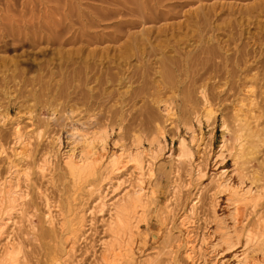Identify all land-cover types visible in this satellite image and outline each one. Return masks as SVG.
I'll return each instance as SVG.
<instances>
[{"label":"rangeland","instance_id":"rangeland-1","mask_svg":"<svg viewBox=\"0 0 264 264\" xmlns=\"http://www.w3.org/2000/svg\"><path fill=\"white\" fill-rule=\"evenodd\" d=\"M3 1L0 0V6ZM211 1L207 3L225 7L235 3V0ZM254 1L237 3L247 5ZM54 3L64 4L52 0L48 7H54ZM108 5L101 0L82 1L83 10L88 7L86 12L93 11L91 6L111 8ZM34 9L36 19L39 15L40 20L49 8L36 5ZM253 28L251 32H255ZM221 35V39H227ZM10 40L12 43L14 39ZM12 44L3 48L0 43V59H12L24 52L33 56L47 48L50 52H46L41 62L46 58H53L54 62L31 69H20L10 61L5 67L0 66V189L11 179L6 189L10 187L13 195L18 192L14 195L13 212L0 206V264H9L12 256L18 258L15 264H54L55 259L61 260L60 264H110L111 258L119 257L116 254L124 255L120 253L122 248H118L123 243L132 244L135 261L120 258L121 264H264L263 82V87L253 86L258 103L251 106L249 82L237 78L234 83L226 71L217 73L212 66L203 68L194 60L188 69L174 73L172 80L164 76L157 64L159 54L149 58L150 62L145 55L114 59L117 56L114 51L109 58L97 55L94 60L85 52L79 60L73 59L78 63L58 64L55 62L63 60L52 56L56 46L39 45L28 52ZM194 47L189 45L186 50L193 51ZM167 111L172 114L167 115ZM209 114L215 117L210 122ZM242 119L249 121L251 130L242 129ZM17 130L22 135V144H18ZM248 130L255 133L260 130L258 136L262 135L259 140L263 142L258 143L259 137L252 138ZM83 136L97 142L98 153L102 149L99 140H105V150L99 154L108 155L99 166L100 173L78 190L64 164L69 149L80 143ZM183 141L190 158L187 154L177 158ZM222 147L223 159H217ZM122 149L124 154L141 155L144 174L136 170L134 163L119 174L106 172L109 171L106 160L119 155ZM80 150H76L77 157L83 156ZM18 152H22L21 156H17ZM148 153L154 155L147 161L151 170L145 165L147 159L142 157ZM13 165L21 169L22 176L14 172L17 168ZM39 166H44L46 173ZM222 171L226 173V188L217 191L216 174ZM16 182L18 186L14 185ZM139 182L145 195L133 219V231L120 230L115 210L119 212L118 208L133 200L132 193L139 189ZM232 187L240 194L233 195L235 190L230 194L228 188ZM246 193L249 198L257 197L247 200ZM184 216L189 218L187 230L180 229L179 221ZM76 217L82 220L79 222L82 230L67 250L65 241L70 234L66 220L70 222Z\"/></svg>","mask_w":264,"mask_h":264},{"label":"bare ground","instance_id":"bare-ground-1","mask_svg":"<svg viewBox=\"0 0 264 264\" xmlns=\"http://www.w3.org/2000/svg\"><path fill=\"white\" fill-rule=\"evenodd\" d=\"M58 1H61V2L63 1L64 4H61L62 5L61 6L58 3H54V5L56 4L57 6L55 5L54 7L51 8V7H48V3L50 4L52 0H47V1L45 0H4L3 1L4 4L1 3L2 5L0 6V43H3V48L4 47L7 48L10 44L15 43L16 41L17 43L12 44V45L14 47H21L23 48V50L24 48L26 50L31 49L33 47L35 48V47H38L39 45H46L47 47L56 46L57 49L53 50L52 56L56 57L57 55V57L59 56L58 57L59 59L63 60V61L59 60L55 62L58 64H64L68 62H73V64L78 63L77 61H73V59L76 58L77 60H79L80 56H82V54L85 52H88L87 54L89 58L91 57L94 60L97 55H101L104 58L105 56L108 57L109 53L112 51H114V53H116L117 55L116 57H114V59H118V60L127 59L131 56L132 57L136 56L138 58H141L143 55H145V57H148L147 59L150 61L149 58H152V57L156 58V56L159 54L161 58L156 62L163 69L164 74H165L163 75L166 76V78L172 79V80H173L174 73L180 71L181 68L188 69L190 65H193L192 62L194 60L195 62H198L201 66H203V68L207 66H212L213 68H215L214 71L217 73H219L222 70L223 72L226 71V75H228V78L232 80V82L234 83L238 82V80L249 82L251 85H249L250 90L247 91V93H250V95H248L250 102L248 103H250L251 106L252 105L254 106L258 103L257 99L255 98L256 96H255L254 88L262 84V82L264 84V20L263 21L258 20L261 17L264 18V0H255L251 4H247V5H242L237 2H241V1L246 2V1H252V0H235V3L228 4L226 7L220 6L218 3L208 4L211 0H101V3L104 2L105 4L106 2L107 5L109 3L111 8H105L101 6L100 7L91 6L93 7L92 9L93 11L89 10V12H86V9L88 7L84 8L83 10L82 1L84 0H58ZM36 5L43 6L45 9L51 8L50 10L49 9L45 10V16L44 17L42 16L43 17L42 19L39 20V18L41 17H39L38 15V18H37L38 21L36 19L37 16H35L36 10L34 9ZM186 7H189L188 8L189 10L185 9L184 11V8ZM112 18L113 20L114 18H117V19H115L116 21H112V22L110 21L107 23V20L109 19L111 20ZM177 18H182L183 20L177 21L178 20ZM217 22H221V24L217 25L216 24ZM252 25L254 26V28ZM110 27H112V29L108 31ZM251 28L256 29L255 32H251L252 30ZM221 34H224L225 36L224 35L223 36L227 37V39L226 38H225L226 40L221 39L220 37L222 36ZM11 38H13L14 39L13 41L15 42L12 41V43H10ZM189 45L190 46L195 45V47L193 48V51L186 50L187 46ZM99 46L100 47L105 46V47H102L101 49H97L96 47L99 48ZM92 47L93 49H90ZM11 50H13V48H11ZM29 51L30 50H28V52ZM48 51L50 52V50H48L47 48L46 49L42 48L41 50H39V52L35 53L36 55L33 54V56L30 55L31 52L30 54H28L27 52H24L23 54L19 56L13 57L12 59H8V60L0 59V66L5 67L4 65H7V61H10V63H13V64L15 63L17 67H20V69H23V68L31 69V68L40 67V66L46 67L54 62V60L52 61L53 58L51 60L46 58L44 62H41V60H43L44 58V55H46V52ZM110 61L112 62V59ZM79 63H82V61L80 60ZM89 63L90 62H87V64ZM10 67H12V65ZM87 70L88 69H86V72ZM79 74L84 75L85 73L79 72ZM145 76L147 79L148 75H145ZM242 83H245V82H242ZM263 84H262V87H263ZM203 95H204L203 96L204 98L207 97V96L205 97L206 94H203ZM205 101L207 102V99H205ZM209 112L207 111V113ZM171 114L169 113L167 115H171ZM199 118L197 117L198 122H199ZM214 118L212 114H209V116L207 117V120L208 122H210V120ZM248 122L249 121H246L243 119L241 120V123H243L242 129L251 128L250 126L251 124ZM253 131L250 132L248 130V132L253 134L252 138L253 137L258 138L259 132L261 131L264 132V129H262L261 131L258 130L259 132H256V133ZM251 135L250 136L248 135L249 138L251 137ZM261 137L262 135H260V137L258 138V143L262 141V140H259L261 139ZM16 138L18 140V144L19 142H21V144L22 142H24L22 141L23 139L22 135L18 130L16 133ZM100 138L102 137L100 136ZM78 142L80 143L73 145V147L69 149V152L66 155V160L64 164L67 168L66 170L68 172V175L71 177L72 183L77 189L81 187L85 182H88L90 179L94 178L98 174L100 164H103L102 161L104 162V159L108 155V154L106 155V153L99 154L100 152H103L105 150L103 148L106 145L105 140L104 141L102 139L101 141L99 140V146L100 144L102 145L101 147L102 149L100 148L101 151L99 153L96 150V147L98 148V146H95L97 142H93V141L91 142L89 140V137L83 136V138H81V141H78ZM79 148L81 149L80 152L83 154V156L81 157H77L76 155V150H78ZM221 149H223V147ZM178 150L180 154L177 156V158H184L187 154V151L189 152L188 148L186 147V143L184 141L181 143L180 148ZM252 150L253 151L249 150L251 154H253L252 152H254L255 149H252ZM121 151L123 152L124 149H122ZM122 152H120L121 154L119 153V155L117 154V155L110 156L109 161L106 160L107 162L106 167L109 171H106V170L105 171L110 172L109 175L119 174L122 170L126 169V166H128L131 163H134L135 166H137L135 168L136 170L138 169V171H140L141 174L145 171L144 165L141 160V155H139V153L137 155L134 154L133 156V154L131 155V154H128L127 152H126L127 154L126 153L124 154V152L122 154ZM21 153L18 152L17 156L18 155L21 156L20 155ZM150 153L152 154V152ZM223 153H224V149L220 155H216L217 159L219 158L221 159L223 156ZM151 154L149 155L148 153L146 155H142L143 160L147 159L145 160L146 166H148L147 164L149 163L148 159L154 158V155H151ZM188 154L186 157H189V158L192 157L190 156V154L188 156ZM242 157L243 156H241V158ZM46 159L48 161V158ZM217 159L215 161H217ZM187 161L190 162V160H187ZM13 167L14 169L17 168V170H15L14 172H16L18 175L21 172V169L18 168V166L13 165ZM149 167L150 166H148V168ZM41 168H43L41 169V172H43L44 166ZM149 170L151 169L149 168ZM45 171L44 173H46ZM103 171L104 170H102V172ZM225 174L226 173L224 171L218 172V174H216V176L218 175V177H217V180L215 179L216 182L215 181L214 182L217 187V188L215 187L217 191H218V188L219 189L222 188L225 185L224 183L227 181ZM20 175L22 176L23 174L20 173ZM10 183H11V179L6 181L4 184V187L0 189V193H1L0 194L1 196L0 206L3 207L4 209L6 208L7 209L6 211L11 210L13 212V209L15 207V199H16L14 195H16V193L18 192L14 193L13 195L11 190L10 189L8 190V188L10 187L6 189L7 185H9ZM14 185L18 186V183ZM229 186L231 187L233 185L230 184ZM16 188L18 189V187ZM138 188H137L138 190H136L135 188L134 193H132V196H134L133 200L131 199V201L126 203L125 206H123V208L117 207L119 209V212L115 208L116 209L115 212L118 213L116 214V218H117L116 221H117V225H119L120 227L119 228L120 230L128 228V232L133 231L132 229L133 219H135V215L137 211H139L137 209L140 206H142V202H144L142 200L145 195V194L144 195L142 194L143 188H142L141 183H140V186L138 185ZM239 188L237 191L240 190ZM17 189L15 190L17 191ZM229 189L230 188H228V191L230 194H231L230 191L235 190V188L233 187L231 188V190ZM104 193L106 194V191ZM238 193H236V190H235V193L233 195H238ZM97 195H98V192H97ZM248 195H247L248 197L247 200L253 199L255 197V196L252 197L253 196L252 195L251 198H249L250 195L249 196ZM243 197H245V194L244 196H242V198ZM259 197L260 196H258V198ZM238 199L239 201L242 200V199L240 200V198ZM244 200L246 201V199ZM193 205H192V208H193ZM103 206H101V208ZM255 208L257 207L255 206ZM10 212H9V215H10ZM101 212L103 211L101 210ZM7 215H8V212H7ZM82 218L83 217H81V219ZM187 219H189L188 216H184L182 217V219L180 218L179 224L181 226L180 228L181 230L183 228L184 230H187V222H188ZM67 220H66V222L68 223L67 229H68V233L70 234V236L67 237L68 240L65 241L67 242L68 247L66 246V244L64 245L67 247V250H68L70 246L72 248V246L75 244L77 233L81 229V227H79L80 225L79 222L80 221L82 222V220H77V217H76V220L71 219L70 222L69 220L68 221ZM134 227L136 228V226ZM116 229L117 227L114 230ZM117 233H119L120 235L119 231ZM130 234L132 235V233ZM249 236L251 237V235ZM254 237L257 238L258 236L257 237L254 236ZM255 238L252 237V240H254ZM262 239L264 240V236L262 237ZM257 240H260V238L258 237ZM261 244L263 246L264 241H262ZM126 245L127 247H130V248L125 249L127 248ZM185 246L193 247V245L190 246L189 244H185ZM118 248L120 249L122 248L121 249L122 251L120 250L121 251L120 253H124V255L116 254V256L117 257L119 256V257L114 260L113 258H111L112 263L110 264H114V263L118 264L122 258L123 259L126 258L127 262H131V263L135 261V257H134L135 253L133 251L132 244L124 245L123 243V247H121V245L119 244ZM7 252H8V249H7ZM8 255H10V253ZM16 259L12 256L9 264H15V262H17ZM60 261L61 260L55 259L52 262H54V264H60ZM108 261L110 260H106L107 263H109ZM127 262L126 264H128Z\"/></svg>","mask_w":264,"mask_h":264}]
</instances>
